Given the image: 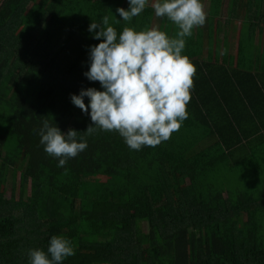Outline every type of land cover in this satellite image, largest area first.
<instances>
[{"label": "trees", "instance_id": "obj_1", "mask_svg": "<svg viewBox=\"0 0 264 264\" xmlns=\"http://www.w3.org/2000/svg\"><path fill=\"white\" fill-rule=\"evenodd\" d=\"M117 8L129 0L0 1V264H29L28 251L46 252L52 236L75 249L62 264H264V132L236 120L240 107L208 75L214 100L193 80L188 119L154 148L131 150L97 130L63 168L44 151L43 118L65 134L93 124L70 100L103 91L84 76L89 47L102 42L90 23L107 15L118 37L152 29L151 6L130 22ZM159 30L171 38L179 29L164 17ZM182 55L193 64V52Z\"/></svg>", "mask_w": 264, "mask_h": 264}, {"label": "clouds", "instance_id": "obj_2", "mask_svg": "<svg viewBox=\"0 0 264 264\" xmlns=\"http://www.w3.org/2000/svg\"><path fill=\"white\" fill-rule=\"evenodd\" d=\"M146 4L147 0H129L128 10L117 8L116 12L122 21L130 22ZM152 7L156 17H167L178 26L174 38L155 28L137 32L130 27L118 37L107 15L90 23L88 31L94 33L93 39L102 42L89 47V69L84 76L90 82H99L103 91L81 89L78 95L70 94V100L90 115L93 124L86 132L69 129L65 134L43 118L36 130L44 151L58 158L57 167H65L69 159L84 152L88 147L85 136L97 130L118 133L131 150L138 151L142 146L154 148L169 140L188 119L196 68L182 51L184 38L204 25V8L201 0H162ZM74 255L71 240L62 236H52L46 252L28 251L29 264H62Z\"/></svg>", "mask_w": 264, "mask_h": 264}, {"label": "crops", "instance_id": "obj_3", "mask_svg": "<svg viewBox=\"0 0 264 264\" xmlns=\"http://www.w3.org/2000/svg\"><path fill=\"white\" fill-rule=\"evenodd\" d=\"M151 1L154 0H147L146 5L152 7ZM238 2L242 4L240 11L232 12ZM201 3L205 23L194 28L190 36L195 40L192 48L183 50L187 55L195 54L192 61L196 87L210 105L214 99L205 90L204 75H208L223 89L228 103L240 107L233 110L236 120L243 127L257 122V129L264 132V0H201ZM153 19L152 29L159 30L164 17L154 15ZM247 99L254 108H246Z\"/></svg>", "mask_w": 264, "mask_h": 264}, {"label": "rangeland", "instance_id": "obj_4", "mask_svg": "<svg viewBox=\"0 0 264 264\" xmlns=\"http://www.w3.org/2000/svg\"><path fill=\"white\" fill-rule=\"evenodd\" d=\"M0 1H2V0H0ZM159 2V0H154L153 2L151 1V5H153L154 3H156V2ZM238 4V6L235 8V9H231V10H233L232 12H239L240 11V9H241V6H242V4H240V2H238L237 3ZM230 10V9H229ZM246 16L245 15H243V19L245 18ZM167 25H169V23H167ZM237 26V25H236ZM171 38H174V37H171ZM245 158V157H244ZM236 166H239V167H241V166H244V165H242V162L241 161H237V164H236ZM249 167H247V166H244V170H245V174L247 175V176H250V175H252V172L248 169ZM231 176V178H233L234 179V182H237V181H240V177H239V174L238 173H234L233 175H230ZM20 182L21 181H19V184H20ZM20 188H21V186H18V191H17V193L19 194L20 193ZM11 190H12V186H11V183L9 182L8 184H7V191H6V195H7V197H10V195H11ZM29 191V190H28Z\"/></svg>", "mask_w": 264, "mask_h": 264}]
</instances>
